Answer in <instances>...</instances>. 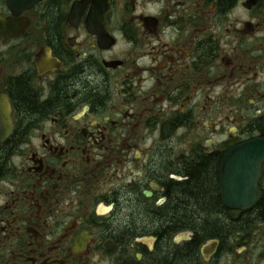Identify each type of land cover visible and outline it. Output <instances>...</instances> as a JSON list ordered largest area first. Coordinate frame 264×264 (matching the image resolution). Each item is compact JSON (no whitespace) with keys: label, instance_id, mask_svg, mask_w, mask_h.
Wrapping results in <instances>:
<instances>
[{"label":"flooded vegetation","instance_id":"1","mask_svg":"<svg viewBox=\"0 0 264 264\" xmlns=\"http://www.w3.org/2000/svg\"><path fill=\"white\" fill-rule=\"evenodd\" d=\"M0 264H264V0H0Z\"/></svg>","mask_w":264,"mask_h":264},{"label":"water","instance_id":"2","mask_svg":"<svg viewBox=\"0 0 264 264\" xmlns=\"http://www.w3.org/2000/svg\"><path fill=\"white\" fill-rule=\"evenodd\" d=\"M248 182L243 180V178H240L239 181L237 182L238 185H241V189H243L244 185H247ZM259 195L256 197H246V196H231L230 197V202H231V207H247L251 204H253L256 199H258ZM251 201V202H250Z\"/></svg>","mask_w":264,"mask_h":264}]
</instances>
